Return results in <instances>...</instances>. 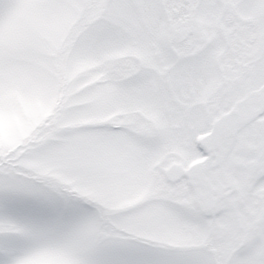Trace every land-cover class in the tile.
<instances>
[{
	"label": "snow or ice",
	"instance_id": "obj_1",
	"mask_svg": "<svg viewBox=\"0 0 264 264\" xmlns=\"http://www.w3.org/2000/svg\"><path fill=\"white\" fill-rule=\"evenodd\" d=\"M0 264H264V0H0Z\"/></svg>",
	"mask_w": 264,
	"mask_h": 264
}]
</instances>
